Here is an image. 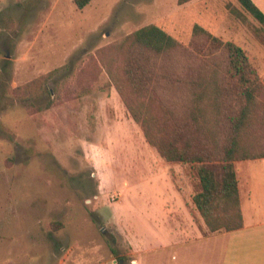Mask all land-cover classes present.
Returning a JSON list of instances; mask_svg holds the SVG:
<instances>
[{"label": "rangeland", "instance_id": "rangeland-1", "mask_svg": "<svg viewBox=\"0 0 264 264\" xmlns=\"http://www.w3.org/2000/svg\"><path fill=\"white\" fill-rule=\"evenodd\" d=\"M151 23L181 44L161 100L186 102L187 75L222 59L196 24L241 46L264 83V31L238 0H92L82 9L74 0H0V264H131L139 248L162 254L184 238L165 208L168 178L194 194L195 170L147 141L100 54ZM54 69L31 95L18 90ZM235 164L248 167L263 206L264 159ZM64 227L52 255L48 242Z\"/></svg>", "mask_w": 264, "mask_h": 264}, {"label": "trees", "instance_id": "trees-1", "mask_svg": "<svg viewBox=\"0 0 264 264\" xmlns=\"http://www.w3.org/2000/svg\"><path fill=\"white\" fill-rule=\"evenodd\" d=\"M91 1L74 0L79 9ZM238 1L264 31V12L258 5L253 0ZM194 29L207 34L223 56L221 61L208 59L201 70L187 75L186 102L156 95L169 78L168 58L176 57L181 47L159 25H144L109 49L105 58L100 54L111 84L147 141L166 161L194 168L198 181L193 201L209 230L231 231L243 226L235 162L264 158V83L241 46L221 41L199 24ZM56 71L18 90L31 95Z\"/></svg>", "mask_w": 264, "mask_h": 264}, {"label": "crops", "instance_id": "crops-1", "mask_svg": "<svg viewBox=\"0 0 264 264\" xmlns=\"http://www.w3.org/2000/svg\"><path fill=\"white\" fill-rule=\"evenodd\" d=\"M253 1L264 12V0ZM235 168L243 215L241 228L211 232L193 201L190 187H176L175 179L170 177L169 186L174 194L165 208L172 212L185 236L178 242L164 243L162 247L167 251L162 254H153L154 251L149 248L135 250L133 253L136 257L133 255L130 258L131 264H148L149 260L137 257L147 255L151 256V264H264V205L260 207L259 203H255L256 190L253 189L252 178L244 172V169L248 171V167L235 164ZM64 229L53 233L51 242H48L52 243L48 246L52 255L55 254L56 244L63 239ZM151 248L155 250L158 247ZM68 255L69 249L66 252ZM63 263L61 259L60 264Z\"/></svg>", "mask_w": 264, "mask_h": 264}]
</instances>
